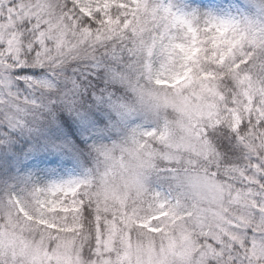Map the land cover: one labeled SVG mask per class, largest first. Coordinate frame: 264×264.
Instances as JSON below:
<instances>
[{"label":"snow or ice","instance_id":"6c2138e0","mask_svg":"<svg viewBox=\"0 0 264 264\" xmlns=\"http://www.w3.org/2000/svg\"><path fill=\"white\" fill-rule=\"evenodd\" d=\"M233 11V0H0V264H55L43 240L66 216L62 194L140 127L136 87L154 54L201 83L214 77L226 105L203 125L211 152L195 176L183 162L157 164L170 187L214 185L215 222L201 226L188 264H264V10ZM24 174L35 179L21 194ZM83 255L102 264L91 247Z\"/></svg>","mask_w":264,"mask_h":264},{"label":"rangeland","instance_id":"374dc122","mask_svg":"<svg viewBox=\"0 0 264 264\" xmlns=\"http://www.w3.org/2000/svg\"><path fill=\"white\" fill-rule=\"evenodd\" d=\"M172 2L181 4L179 0ZM233 15L237 14L233 12ZM210 78L205 77V82L201 83V80L193 75L183 82L175 79L173 85L153 90L157 95H161L170 106L166 116L168 131L159 146L156 141H152V144L154 147L157 146V150L161 148L159 153L164 160L174 161L178 166L183 162L185 176H195L193 167L197 165L198 159H204L210 153L207 142L200 139L203 125L213 120L217 122L216 117L219 114V109L226 107L223 104V94L219 90L214 93H207L205 90L209 86ZM243 79L242 77L241 83H243ZM211 84L215 85V82L213 81ZM212 88L213 85L209 87V89ZM209 94L211 95L209 96ZM140 110L139 106V113ZM145 128L150 129V132L154 128L151 125L144 126L140 122V127L137 129L141 138L149 140L147 138L149 132L145 131ZM198 129L199 131H197ZM178 159H182V161H177ZM139 171V181L133 180L140 190L136 197L134 193L129 194L128 197L120 193L106 195L109 193L107 188L102 190V195L114 198L118 214L114 217L96 212L93 216V219L98 221L104 220V229L96 236L86 239L94 245L92 249L97 254L96 260L102 264H188L199 248V244H196L195 234L199 233L201 226L207 227L215 222V200L212 195L214 185L210 183L194 184L191 180H186L183 186H180L178 181H171L170 187L168 181L171 178L166 173L159 178L157 173L152 175L153 171H158L157 167L143 161L139 163ZM142 173L143 179H141ZM72 178L64 177L63 179ZM45 182H49L48 178H45ZM79 185L63 192V197L73 194ZM175 186L183 188L182 197H185L189 200V204L192 203L194 206L193 216L185 220L178 219L179 211L165 208L168 200L159 199L163 194L173 199V208L176 204H180L179 198L175 196V194L178 195ZM157 207L165 208V210L163 212L153 211V208ZM65 217L58 222H67L64 220ZM87 223L82 225L72 223L71 226L68 224L65 226L67 231L76 230L75 233L79 234V229H84ZM51 228L59 231L45 233L43 251L55 253L50 257L54 259L55 264H84L85 262L78 255L84 240L66 242L71 237L63 240L60 227L49 223L48 229L53 230ZM135 228L146 231L147 236H142L143 238L140 239L133 238L131 231ZM23 236L26 241L32 240V234L28 231H25ZM36 238L39 239L38 236ZM16 242L15 237L9 240V243ZM30 251L39 254L37 249Z\"/></svg>","mask_w":264,"mask_h":264},{"label":"trees","instance_id":"16d2710c","mask_svg":"<svg viewBox=\"0 0 264 264\" xmlns=\"http://www.w3.org/2000/svg\"><path fill=\"white\" fill-rule=\"evenodd\" d=\"M179 1L181 3L180 5H183V0ZM243 4H248L250 7H241L240 5ZM237 7H239V13L235 11V8ZM233 8V12L237 15L242 13L255 18L261 10H264V0H240V4H237L236 0H233ZM153 61L154 65L152 67L151 74L146 75L144 80L136 87V94L139 98L138 100L140 101L138 105L141 107L139 113L141 116L140 122L143 123L144 126L151 125L154 128L151 134H148L147 138L149 140L141 138L138 130L133 129L129 133L126 140L120 142L115 150H112L107 154H102L98 161L94 160L91 164H89L87 166L90 173L88 179L82 181L73 194L64 197V199L69 202V206L62 210V214L66 213L64 220L67 222H57L54 224L60 227L63 240L71 237V239L66 242H79L84 240L79 248L78 255L85 263L87 261V257L84 256L83 253L89 247H94V245L86 239L90 236H96V234L100 233V231L104 229V220L101 219L98 221L97 219H93V216L96 212H102L114 217L118 214V207L114 198H109L106 195L120 193L121 195L128 197L129 194L134 193L136 197V195L140 193V190L137 188L135 184L136 182H133V180H138L140 176L139 163L143 161L147 162L149 165L157 167L159 161L164 160L161 153H159L161 148L157 150V146L160 145L162 138L168 131L166 116L169 113L170 105L163 97H161V95L154 93L153 90L162 87L163 82L171 81V83L167 84V86H170L173 85V81L175 79L183 82L193 76L190 74L191 70L187 72L184 71L183 64L179 62L178 58L176 60L169 58L167 61H163L158 57V54H154ZM181 73L183 74L181 75ZM210 79L214 81V77H211ZM211 85H213V88L209 89ZM211 85L209 84L208 88L205 89L207 93H214L218 90L216 89V85ZM210 95L211 94H209V96ZM152 141L157 142L156 147L153 146ZM208 156L205 158H208ZM179 160L182 161V159H178L177 161ZM155 173H157V171H153L152 175ZM143 178L144 175L142 173L141 179ZM33 179H35V177L28 174L23 175L19 188L21 194L29 190ZM104 188H107L109 191L106 195H102V190ZM176 189L178 195L175 194V196H177L180 201V204H176L179 205V208L176 209L179 211L180 215L178 219L185 220L186 218L193 216L194 206L192 203L189 204V200L182 197V187L177 186ZM73 200H75V203H72ZM82 205H88L92 215H82ZM102 216L106 217L104 215ZM99 222H101V224H98ZM72 223L81 225L83 223L87 224L84 229H79V234H76V230L67 231L66 229L65 224L71 226ZM50 224L52 225L53 223ZM96 224L98 225L96 226ZM51 229L59 231L54 228ZM204 230L207 231V227H204ZM131 234L133 238L138 239L147 236L146 231H141L136 228L131 231ZM195 236L197 238V234H195ZM56 239L59 238L56 237Z\"/></svg>","mask_w":264,"mask_h":264}]
</instances>
